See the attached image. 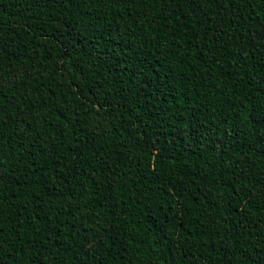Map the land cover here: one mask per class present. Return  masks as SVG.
<instances>
[{"label": "trees", "instance_id": "obj_1", "mask_svg": "<svg viewBox=\"0 0 264 264\" xmlns=\"http://www.w3.org/2000/svg\"><path fill=\"white\" fill-rule=\"evenodd\" d=\"M0 264H264V0H0Z\"/></svg>", "mask_w": 264, "mask_h": 264}]
</instances>
